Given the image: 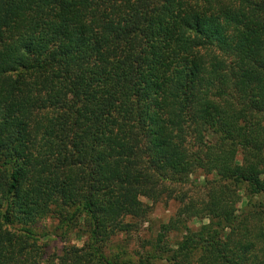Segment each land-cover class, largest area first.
<instances>
[{"label": "trees", "instance_id": "obj_1", "mask_svg": "<svg viewBox=\"0 0 264 264\" xmlns=\"http://www.w3.org/2000/svg\"><path fill=\"white\" fill-rule=\"evenodd\" d=\"M195 164L201 223L135 263L119 235ZM47 218L82 246L46 255ZM156 259L264 264V0H0V264Z\"/></svg>", "mask_w": 264, "mask_h": 264}, {"label": "rangeland", "instance_id": "obj_2", "mask_svg": "<svg viewBox=\"0 0 264 264\" xmlns=\"http://www.w3.org/2000/svg\"><path fill=\"white\" fill-rule=\"evenodd\" d=\"M240 158V156H238ZM205 163V162H204ZM165 180L159 181L156 190L159 197L155 202H150V210L145 217L131 220L133 226L130 230L119 235L117 241L123 245L135 263L139 260L140 255L146 253L150 248L149 242H153L159 232L161 224H167L178 220H184L191 227H198L199 222L192 218L179 216L184 215L186 205L190 202L199 204L208 197L211 185L215 177L212 173L207 172V165L204 168L194 165L192 170L184 175H172L170 173L162 174ZM213 187V186H212ZM206 223V219L203 220ZM184 222V221H183ZM57 221L53 218H47L37 225V231L42 235L40 245L46 255L60 253L62 248L67 244H76L82 246V239L77 238L76 229L64 231L61 235L56 228ZM181 232H171L168 237L171 242L181 238ZM151 264H168L165 260L156 259Z\"/></svg>", "mask_w": 264, "mask_h": 264}]
</instances>
